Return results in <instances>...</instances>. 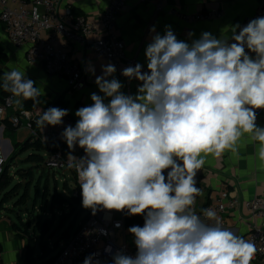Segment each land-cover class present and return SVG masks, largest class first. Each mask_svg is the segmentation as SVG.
<instances>
[{
	"label": "clouds",
	"instance_id": "1",
	"mask_svg": "<svg viewBox=\"0 0 264 264\" xmlns=\"http://www.w3.org/2000/svg\"><path fill=\"white\" fill-rule=\"evenodd\" d=\"M194 35L179 40L170 25L163 35L153 25L144 53L147 71L137 63L121 73L140 82L134 95L122 91L115 65H102L96 76L89 63L86 71L102 95L91 93L92 104L79 108L75 126L61 133L82 206L92 215L143 216V226L128 228L135 255L109 245L111 264H251L257 253L252 241L223 227L214 210H203L215 220L209 224L193 205L201 192L196 176L208 155L236 154L246 136L258 144L257 157L264 162V127L256 123L257 110L264 109V17L233 25L230 38L207 31ZM34 84L13 69L0 86L19 108L22 100L39 103ZM68 114L51 107L35 123L44 131L62 125ZM77 147L83 156L72 154ZM97 255L83 264H101Z\"/></svg>",
	"mask_w": 264,
	"mask_h": 264
},
{
	"label": "crops",
	"instance_id": "2",
	"mask_svg": "<svg viewBox=\"0 0 264 264\" xmlns=\"http://www.w3.org/2000/svg\"><path fill=\"white\" fill-rule=\"evenodd\" d=\"M109 1L63 0V9H70L74 15L84 16L96 27H99L101 15L108 7ZM263 3L264 0H146L143 3L137 0H128L123 13L116 22L114 33L118 40L125 43L126 56L137 59L147 67L144 53L146 45L149 43V30L153 25L156 26L157 32L162 35L165 25H170L179 40L187 41V34L189 32L195 34L193 39H198L201 33L205 31L211 32L214 36L222 39L230 38L231 27L236 24L240 25L248 18L254 16ZM215 9L223 11L224 16L220 19L206 22L186 23L171 15V11L173 10L187 14H198ZM0 50L5 52L9 58L5 64V72L13 69L20 70L25 73L28 79L33 80L35 82L34 85L40 89L43 103L37 108L39 114L42 113V110L58 107L67 109L72 119L77 121L78 118L75 116V112L81 107L92 104L90 99L91 93L95 92L102 95V93H99V89L95 83V76L86 71V68L91 63L95 68L96 76H98L102 74L101 66L107 65L110 62L79 44H70L68 51L73 60L82 63L87 78V86L82 91L74 92L70 91L63 78L48 75L41 65H29L25 59L26 48L15 47L10 42L1 23ZM121 73L122 70L116 71L114 75L124 85L122 91L125 94H136L139 83L136 81L127 82ZM2 122L4 129L0 131V145L4 148L10 159L16 148L23 145L30 138V134L25 128L14 129L12 127L13 130L7 129L8 123L12 125L8 116ZM257 125L264 127V117ZM49 127L47 126L44 131L36 128L35 131L42 135ZM257 148L258 144L251 142L245 136L239 142L238 153L234 154L227 151L220 158L212 155H208L205 158V164L196 176V186L201 189L198 212L223 191L229 193L231 197L245 199L260 197L264 199V162L258 159ZM49 155V152L42 153L44 157L43 164ZM71 177L75 179L73 171ZM65 194L61 195L72 200L68 192H65ZM66 206L68 207V212L66 211L65 215L68 216L67 214L71 209L69 203L63 206L57 205L54 208L62 212ZM50 208L54 210L51 201ZM60 215L58 213L59 221L57 223H60ZM69 218H71V222L61 226L60 235L58 238H55L53 242L54 246L50 247L53 250L57 245L59 246L58 251L51 253L50 250H47L45 252L42 251L43 254H40L36 248V245L39 244L37 243L35 244L33 253L29 256V243L25 237L20 236L19 229L15 228L19 224L10 219V223L7 224L5 220L8 218H5L0 212V250L2 252L3 264H53L52 258L58 254L69 236L78 228L72 229L71 227L72 223L74 224L75 216H68L67 219ZM225 218V228L230 229L236 235L243 237L248 232L251 222L246 212H230ZM257 264H264V261H257Z\"/></svg>",
	"mask_w": 264,
	"mask_h": 264
},
{
	"label": "built area",
	"instance_id": "3",
	"mask_svg": "<svg viewBox=\"0 0 264 264\" xmlns=\"http://www.w3.org/2000/svg\"><path fill=\"white\" fill-rule=\"evenodd\" d=\"M137 1L143 3L146 0ZM127 2L128 0H110L108 7L101 15L99 27H96L88 18L76 16L70 9H63V0H0V23L15 47L26 48L25 59L29 65H41L48 75L63 78L70 91H82L87 86V78L82 63L73 60L69 54L70 44L76 43L92 51L115 65L117 71L140 63L137 59L126 56L125 43L118 40L114 33L116 22ZM171 15L186 23H197L220 19L224 16V12L215 9L198 14H187L173 10ZM257 17H264V3L254 16L242 22L240 26H245ZM142 71H147V67L143 65ZM125 79L129 83L133 81L140 83L135 79L131 82L126 77ZM10 97L0 104V131L4 129L2 120L8 116L13 127L27 129L33 141L50 140L56 147V151L45 159L44 167L49 172L69 169L74 172L78 184L77 173L67 166L69 149L61 139L64 128L68 125L74 127L77 121L68 114L63 118L62 125L50 126L40 135L33 128V122L39 117V112H29L22 107H16L15 98L10 99ZM263 117L264 109L257 110L256 122H261ZM72 154L79 157L84 152L77 147ZM8 163L9 157L0 145V179ZM74 196L82 198L79 192H75ZM198 206L199 195L193 205L196 214L205 223L214 224L215 220H209L203 214L204 209L210 208L216 212L223 227L226 225L225 217L230 212H246L251 223L243 238L252 241L257 247V253L251 264H257L260 260L264 261L263 198L231 197L229 193L223 191L200 212H198ZM138 216L142 218L141 226H143V216ZM125 218L126 213L123 212L99 211L96 215H92L90 210L86 220L69 236L60 249L53 264H83L85 258L93 253L98 254L95 259H98L101 264H111V255L105 252V248L109 245L112 246L113 251L123 248L127 254L134 256L136 248L133 237L126 227ZM117 223L120 227H116ZM0 264H3L1 250Z\"/></svg>",
	"mask_w": 264,
	"mask_h": 264
},
{
	"label": "rangeland",
	"instance_id": "4",
	"mask_svg": "<svg viewBox=\"0 0 264 264\" xmlns=\"http://www.w3.org/2000/svg\"><path fill=\"white\" fill-rule=\"evenodd\" d=\"M5 73V65L0 66ZM11 158V156H10ZM33 169V178L31 181L27 179V171ZM21 170L25 171V176L20 174ZM67 176V177H66ZM72 176V171L66 169L64 171L49 172L43 166L27 164V155L23 154L10 164L9 170L2 180V191H0V212L8 218L5 220L9 224V219L19 225L15 228L19 229L20 236L26 238L27 242L33 241L35 244L39 243L40 233L43 228V223L51 220V230L45 231L41 238L46 242V250L54 246L55 238L60 235L62 225L71 222L65 215L68 212V207H64V211H56L50 208L51 197L54 190L58 189L61 194H65L66 186L75 189L77 182ZM66 180H68L66 182ZM4 184V185H3ZM29 189V192H24ZM48 190V194L47 191ZM47 199L44 201V196ZM24 199L27 205L20 202ZM59 210V209H58ZM90 209L83 210L81 218L75 224L76 228L88 216ZM58 213H60L63 223H57ZM67 221V222H66ZM58 224V225H57ZM57 226V227H56ZM59 226V227H58ZM36 248L40 254H43L40 245L37 244Z\"/></svg>",
	"mask_w": 264,
	"mask_h": 264
},
{
	"label": "trees",
	"instance_id": "5",
	"mask_svg": "<svg viewBox=\"0 0 264 264\" xmlns=\"http://www.w3.org/2000/svg\"><path fill=\"white\" fill-rule=\"evenodd\" d=\"M8 60H9L8 55L5 52L0 50V66L5 65L8 62ZM3 74H4V71H3V69L0 68V85H2V83H3ZM9 96H11V93L6 92L3 89V87L0 86V104L3 103V101ZM38 101H39V103H35L32 100H22V102H23L22 109L29 111V112H35V111H37V108L39 106H41V104L43 103V98L41 96H39ZM12 127L13 126L10 125L9 123L6 126V128L9 130L10 129L13 130ZM33 128L34 129L37 128L35 122H33ZM14 129H15V127H14ZM55 151H56V147L53 145V143L50 140L42 141L41 139H38L36 141H33L31 138H29L23 145L16 148V150L12 154L11 158L9 159V163L5 169V172L2 176V178L0 179V191H2V180H3L4 176L6 175V173L8 172L10 164L13 163L21 155L28 153L27 164L37 165V166L41 165L44 167V164H43L44 157L42 156V153L43 152H49L51 154V153H54ZM27 172H28L27 173V175H28L27 179L29 181H31L33 178V169H30ZM53 173H55V172H53ZM20 174L21 175L23 174L25 176L26 173L24 170H21ZM65 189L69 193V196L72 198V200L62 196L60 194V191L58 189H55L54 190L55 193L52 196L51 205H52V208H54L57 205L63 206L67 203L70 204L71 209L67 215L70 217L75 216L74 224L72 223V226H71L73 229V228H75V226H76L75 224L77 223V221L81 218V215H82L83 210H84V207L82 206V198L80 196L79 197L74 196L75 192H79V194H81V189H80L78 184H77V188H75V189L69 187L68 185L66 186ZM24 192H29V189H25ZM46 192L48 194V190ZM46 199H47V196L45 194L44 201ZM20 203L24 204L25 206L27 205V201L25 202L24 199ZM125 219H126V227L127 228L134 226V225L141 226V224H142V218L138 215H135V216L126 215ZM85 220H86V218H84L83 221H85ZM63 221L64 220H61L60 224L63 223ZM50 222H51V220L50 221L48 220V222L43 223V228H42L41 233H40L39 245H40L43 252L47 251L46 245H45L46 242H45L44 238H41V237L45 231L51 230V223ZM34 247H35V243L33 241H30L29 242V249H28L29 256H31V254L33 253ZM58 250H59V246H57V245L55 246V248L53 250L50 249L51 253H54ZM55 257L52 258V260H51L52 262H54Z\"/></svg>",
	"mask_w": 264,
	"mask_h": 264
}]
</instances>
